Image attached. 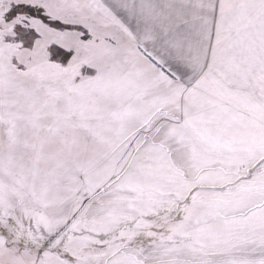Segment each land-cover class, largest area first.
<instances>
[{
	"label": "snow or ice",
	"instance_id": "snow-or-ice-1",
	"mask_svg": "<svg viewBox=\"0 0 264 264\" xmlns=\"http://www.w3.org/2000/svg\"><path fill=\"white\" fill-rule=\"evenodd\" d=\"M0 264H264V0H0Z\"/></svg>",
	"mask_w": 264,
	"mask_h": 264
}]
</instances>
